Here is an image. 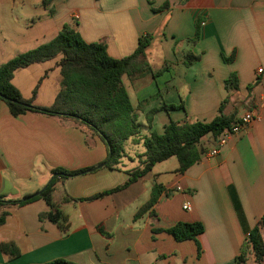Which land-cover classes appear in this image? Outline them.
<instances>
[{
  "label": "crops",
  "instance_id": "1",
  "mask_svg": "<svg viewBox=\"0 0 264 264\" xmlns=\"http://www.w3.org/2000/svg\"><path fill=\"white\" fill-rule=\"evenodd\" d=\"M68 23L86 43H105L116 60L149 39L146 69L121 78L140 138L162 134L170 122L209 123L220 105L234 121L246 112L257 119L213 157L207 153L215 138H202L204 155L183 173L172 157L124 189L85 201L128 180L144 153L141 140L125 141L124 157L108 169V150L98 136L57 117H14L0 102L1 196L34 197L55 169H93L58 180L51 194L57 223L41 198L10 208L0 225V264H234L264 214V82L256 75L264 69V0H0V65L49 42ZM58 57L17 70L12 84L20 95V77L36 72L49 80L53 68L52 82L60 87ZM231 73L237 87L228 91ZM52 99L37 108L51 107ZM157 186L162 191L153 215L134 219ZM185 203L190 211L182 209ZM179 222L202 225L199 253L194 241L178 242L164 232ZM261 235L264 240V230ZM246 252L245 264L250 257L254 264L250 248Z\"/></svg>",
  "mask_w": 264,
  "mask_h": 264
},
{
  "label": "trees",
  "instance_id": "2",
  "mask_svg": "<svg viewBox=\"0 0 264 264\" xmlns=\"http://www.w3.org/2000/svg\"><path fill=\"white\" fill-rule=\"evenodd\" d=\"M200 19L196 20L195 38L198 36ZM147 37V36H146ZM149 39L142 37L138 41L136 50L122 59H112L106 53L103 42L86 43L76 30L74 23L62 27L57 35L49 42L21 53L4 64L0 65V102H4L10 114L14 117L27 112L57 117L71 121L77 127L98 136L106 145L108 158L105 167L114 169L124 157V143L130 138L141 140L144 153L137 156L140 165L129 171L128 180L109 191L83 199L90 201L104 195L115 193L124 189L130 183L146 175L151 168L159 162L169 158L178 161L177 173H183L204 155L205 149L201 140L207 135L215 138L225 129L238 121L222 113L220 105L215 118L209 123L170 122L164 127L162 134L151 132L148 136L140 138L139 127L134 115V109L129 101L121 78L124 75L133 76L146 69L144 52ZM60 56L56 63L60 71V90L49 108H37L30 100H24L19 91L13 86L14 73L33 64L43 63ZM189 64V62H186ZM228 91L236 89L237 78L231 73L224 82ZM168 106V109H175ZM148 125L150 120H147ZM90 169L67 171L55 169L47 185L38 196L25 197L22 200L9 201L0 195V225L4 223L10 208L21 206L38 198L43 199L49 207L48 218L57 223L60 218L58 207L52 202L51 194L58 180L67 179ZM162 187L152 189L150 199L134 215V219L151 212L156 203ZM264 230V214L257 224L248 232L246 240L234 264H245L247 249L250 248L254 264H264V240L261 235ZM176 241L192 240L196 243L198 253L200 246L197 237L202 234L200 223H176L165 230ZM46 264H74L65 260H55Z\"/></svg>",
  "mask_w": 264,
  "mask_h": 264
},
{
  "label": "rangeland",
  "instance_id": "3",
  "mask_svg": "<svg viewBox=\"0 0 264 264\" xmlns=\"http://www.w3.org/2000/svg\"><path fill=\"white\" fill-rule=\"evenodd\" d=\"M58 58H60V56ZM46 63L48 64L50 62H46ZM56 72H57L56 69L53 68V71H51L49 74V80H47L48 78L45 79L46 77L39 78L36 72L33 74V76H31V78L29 77V79L28 78L23 79L22 77H20V79H18L16 84H18L19 86L18 88L21 92V95L30 98L32 105L36 107H37L36 104H41L40 102L46 103L48 98L50 99L53 98L52 100H54L60 90L59 85L53 84L52 82L53 78L56 77ZM45 76H47V73H45ZM34 97L36 99H33ZM249 259L250 260L247 264L252 263V258L250 257Z\"/></svg>",
  "mask_w": 264,
  "mask_h": 264
},
{
  "label": "built area",
  "instance_id": "4",
  "mask_svg": "<svg viewBox=\"0 0 264 264\" xmlns=\"http://www.w3.org/2000/svg\"><path fill=\"white\" fill-rule=\"evenodd\" d=\"M256 75L264 82V69L259 68L256 70ZM257 117L252 112H246L236 124L229 128H225L215 139L213 147L208 151L207 156L213 157L215 156L219 149L224 146L229 139V137L233 134L239 133L242 129L247 127L252 121L256 120ZM184 211H190L191 207L189 203H185L182 206Z\"/></svg>",
  "mask_w": 264,
  "mask_h": 264
},
{
  "label": "water",
  "instance_id": "5",
  "mask_svg": "<svg viewBox=\"0 0 264 264\" xmlns=\"http://www.w3.org/2000/svg\"><path fill=\"white\" fill-rule=\"evenodd\" d=\"M105 164H106V163H104L103 165H105ZM103 165H100V167L103 166ZM91 170H93V169H90L89 171H91ZM89 171H86V172H89ZM80 174H82V173H80ZM39 194H40V192L34 194V196H37V195H39Z\"/></svg>",
  "mask_w": 264,
  "mask_h": 264
}]
</instances>
